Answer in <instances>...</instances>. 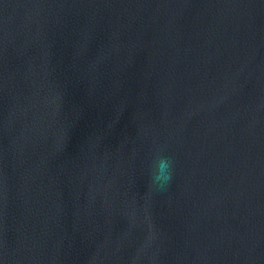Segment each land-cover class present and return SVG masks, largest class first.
I'll return each instance as SVG.
<instances>
[{"label": "water", "instance_id": "1", "mask_svg": "<svg viewBox=\"0 0 264 264\" xmlns=\"http://www.w3.org/2000/svg\"><path fill=\"white\" fill-rule=\"evenodd\" d=\"M0 264H264V0H0Z\"/></svg>", "mask_w": 264, "mask_h": 264}, {"label": "clouds", "instance_id": "2", "mask_svg": "<svg viewBox=\"0 0 264 264\" xmlns=\"http://www.w3.org/2000/svg\"><path fill=\"white\" fill-rule=\"evenodd\" d=\"M162 152L163 149H157L151 162L149 187L153 190H166L174 175V159Z\"/></svg>", "mask_w": 264, "mask_h": 264}]
</instances>
